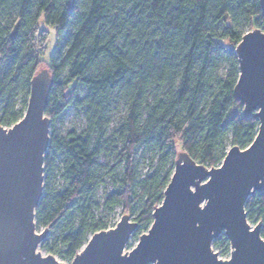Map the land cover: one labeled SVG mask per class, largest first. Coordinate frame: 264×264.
Instances as JSON below:
<instances>
[{
	"label": "trees",
	"instance_id": "16d2710c",
	"mask_svg": "<svg viewBox=\"0 0 264 264\" xmlns=\"http://www.w3.org/2000/svg\"><path fill=\"white\" fill-rule=\"evenodd\" d=\"M245 27L264 32L258 0H0V125L23 115L43 60L50 123L70 106L83 117L79 130L49 136L34 220L55 237L41 246L70 262L107 228L96 212L115 206L135 215L137 238L162 200L177 148L212 167L225 141L250 144L258 119L242 113L233 91ZM49 28L55 45L45 59ZM106 178L114 188L99 202ZM244 208L247 219H264V193L249 195ZM211 244L221 254L230 248L224 234Z\"/></svg>",
	"mask_w": 264,
	"mask_h": 264
},
{
	"label": "water",
	"instance_id": "95a60500",
	"mask_svg": "<svg viewBox=\"0 0 264 264\" xmlns=\"http://www.w3.org/2000/svg\"><path fill=\"white\" fill-rule=\"evenodd\" d=\"M258 1L264 16V0ZM247 33L255 35L256 40L249 41L244 46L242 42L247 39ZM260 36H264V32L258 28L248 30L234 48L239 70L233 87L234 95L242 105V113L258 119L257 132L249 145L257 142L261 136L264 138V118L261 115L264 109L250 107L241 98L245 93L258 96L260 86H264V46L261 45ZM245 72L246 88L242 89L241 82L245 80ZM51 87L52 78L47 70L37 71L30 79L29 95L21 118L9 127L0 125V264H63L52 254L41 255L37 251V246L48 229L35 231L34 220L35 208L43 192V158L49 142L50 124L44 110ZM249 145L243 149L232 145L220 164L212 167H207L193 160L186 152L180 151L174 159L173 171L163 190L162 200L152 211V222L138 236L136 244L128 251L124 250L137 223L130 220L127 213H123L113 227L91 234L70 264H150L153 258L160 256L165 257L162 264H213L209 253L216 257L214 264H233L234 257L235 264H264V251L258 246L253 247L245 242L237 252L233 237L239 225L228 221L225 204L221 206L219 221L228 226L213 225L198 239L187 232L183 196L178 187L173 188V184L179 185L177 177L181 175V169L184 170L181 179L192 177L199 180V176H193L194 168L206 174L207 179L222 170L226 158L242 155ZM256 163L264 166V155ZM241 175L237 170L233 179L239 180ZM199 182L206 186L203 180ZM193 186L189 185V189ZM255 192L262 194L264 188L258 187ZM254 193L251 189L247 193L241 192L239 200L246 201ZM165 204L168 211L161 214ZM244 205L245 202L234 204L232 213L237 218L243 215L244 223L251 229L255 225H249ZM220 234H224L229 241L230 254L227 259L219 258L217 252L212 250V240ZM149 236H152L151 241L146 238ZM140 247L141 250L135 253Z\"/></svg>",
	"mask_w": 264,
	"mask_h": 264
},
{
	"label": "snow or ice",
	"instance_id": "6c2138e0",
	"mask_svg": "<svg viewBox=\"0 0 264 264\" xmlns=\"http://www.w3.org/2000/svg\"><path fill=\"white\" fill-rule=\"evenodd\" d=\"M246 36L247 39L242 42L244 46H247L249 41L256 40V36L252 33H247ZM259 39L261 45L264 46V36H260ZM243 50L242 48L241 51L243 52ZM246 78L247 72H245V80L241 82L242 89L246 88ZM241 98L245 103L250 105V107L258 106L264 109V86H260L258 96L245 93ZM261 115L262 118H264V113ZM262 155H264V138L261 136L257 142L249 145L247 149H244L242 155H236L234 158L231 156L226 158V163L222 166V170L208 176L207 179L205 178L206 174L194 168L192 170L193 176H199V180H203L206 186H202L199 180L193 179L192 177L186 180L181 179L184 172V170L181 169V175L177 177L179 185L173 184V188L176 189L178 187L183 196L184 209L187 217V223L185 225L187 232L198 239L213 225H218L220 227L228 226L225 222L219 221L221 206L225 204L227 207L228 221L231 224L239 225L233 237V242L237 245V252L242 243L245 242L253 247L258 246L264 251V233L261 231L264 229V219L253 217L255 227L250 229L249 226L244 223L245 217L243 215L237 218L232 213L234 204L246 202L239 200V194L241 192L247 193L248 190L251 189L254 193L256 188H264V166H260L256 163L258 158ZM237 170H239L242 175L239 180H234L233 176ZM189 185L194 186L189 189ZM170 195L172 194L170 193ZM166 204L163 206L161 214L168 211ZM248 214L250 215L251 213L249 212ZM146 238L148 241L152 240V236ZM141 247L137 249L135 253H138ZM208 255L214 264L216 257L211 256V253ZM37 259H39V257H37ZM164 260L165 257L160 256L158 258H153L150 264H162ZM233 264H235V257L233 258Z\"/></svg>",
	"mask_w": 264,
	"mask_h": 264
},
{
	"label": "rangeland",
	"instance_id": "374dc122",
	"mask_svg": "<svg viewBox=\"0 0 264 264\" xmlns=\"http://www.w3.org/2000/svg\"><path fill=\"white\" fill-rule=\"evenodd\" d=\"M46 29V28H45ZM245 31L251 30L248 29L247 27L244 28ZM49 34L48 38L46 41V53L44 58L47 59L48 56L53 52L54 45H55V32L54 29L49 28L48 29ZM263 32V31H262ZM39 69H47V62L43 60L39 66ZM83 124V117L81 111L75 109L73 106L68 107L61 115H59L52 123L49 124V136L52 133V130H54V133L56 135L64 136L69 130L75 129L79 130ZM230 143L229 141H225V148L226 150L229 149ZM177 152H180V149L177 148ZM139 166L138 170L141 173H144L147 169V162L144 160H139ZM54 176L52 177L51 182L55 187H58L61 184L60 178L58 177V173L54 171ZM44 176V175H43ZM114 188V185L112 184L111 180L109 178H106L104 183L100 185L96 191V198L98 199L99 202H102L103 196L105 193L110 192ZM129 215V219L134 221V214L124 212ZM123 214L122 212V207L121 206H115L111 212H105L103 210H98L96 212L97 217L101 218L103 221L106 222L107 228L113 227L115 223L119 220L120 216ZM248 223L250 226H254L255 223L253 219H247ZM42 229H45L44 227H37L35 225V231H40ZM47 234L43 238L44 242L48 245L49 243L52 242L53 238L55 237V233H52L49 228H47ZM137 238H133L132 235L128 239L126 245H125V251L130 250L137 242ZM212 250L217 252V255L221 259H227L230 254V248L229 251L226 254H221L219 250L215 249L212 247ZM37 251L40 252L41 255H46V254H52L50 253L47 248L39 245L37 246ZM55 259L58 261L62 262L63 264H70L69 261L62 260L60 259L57 255L52 254Z\"/></svg>",
	"mask_w": 264,
	"mask_h": 264
}]
</instances>
